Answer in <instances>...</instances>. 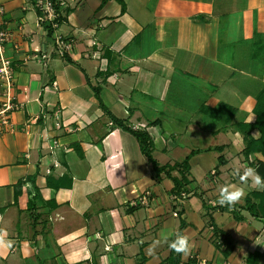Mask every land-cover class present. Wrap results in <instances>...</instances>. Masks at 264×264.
<instances>
[{
  "label": "crops",
  "instance_id": "crops-1",
  "mask_svg": "<svg viewBox=\"0 0 264 264\" xmlns=\"http://www.w3.org/2000/svg\"><path fill=\"white\" fill-rule=\"evenodd\" d=\"M64 1L51 29L35 0H1L19 107L0 118V264H167L180 228V264H264V218L245 206L264 188L242 175L264 162L245 153L264 131L250 128L264 0ZM111 116L150 136L159 166L193 153L179 194ZM232 187L244 194L219 204Z\"/></svg>",
  "mask_w": 264,
  "mask_h": 264
},
{
  "label": "trees",
  "instance_id": "trees-1",
  "mask_svg": "<svg viewBox=\"0 0 264 264\" xmlns=\"http://www.w3.org/2000/svg\"><path fill=\"white\" fill-rule=\"evenodd\" d=\"M104 1H106V0H104ZM256 35L262 36L260 34H256ZM255 51H257L256 53H260L259 50H255ZM261 53H262L261 61H262V63H264V48L262 49ZM255 57H258V56H255ZM93 89H94V92H95L97 99L100 102V106L104 109V111H106L110 115V113L108 112V110L105 108V106L103 105V103L101 101L99 89L98 88H93ZM256 113H257L258 118H257V121L255 124L250 125L251 129L256 128V127H261L264 124V103H262V104L258 103L257 104ZM112 119L118 127L130 132L137 139V141L140 145V149H141L142 154L145 155L147 157L148 161L153 165V169H154L156 174L166 173L168 176L171 177V179L174 181V184H175V195L179 194L181 192V190L185 187V185L188 184L187 175H188L189 168H190L189 160H190L191 156L193 155V153L190 154L189 156H187L185 158V160L180 164L168 165V166H159L158 163L156 162V160L153 158V155H152L153 141L151 140L150 136L145 131H135V130L127 127L121 120H119L115 117H112ZM255 151L256 152L259 151V152L263 153V155H264V131H263V135L260 139L254 140L253 138H249L247 140V146L245 149V153L249 154V153H252ZM175 169H179L180 177H175V176L171 175V171H174ZM257 173L259 174V176L264 181V162L259 164V166L257 168ZM33 200H35V197L30 200V203H32ZM245 206H246L247 210L252 215H254L256 217L264 218V191L261 194L253 192L250 196H248L246 198ZM181 230L182 229L180 228L178 231V234H182ZM215 235H216V238L214 241L217 245H218V243L216 242V240L219 239L222 241L221 242L222 245H225L226 251L231 250V242H230V239L227 238V236H225L221 232H216ZM182 253L183 252H177V251L172 249V252H171V255H170V258H169L167 264H180ZM254 256L257 258V260L260 258L264 259V252L262 254H255Z\"/></svg>",
  "mask_w": 264,
  "mask_h": 264
},
{
  "label": "built area",
  "instance_id": "built-area-1",
  "mask_svg": "<svg viewBox=\"0 0 264 264\" xmlns=\"http://www.w3.org/2000/svg\"><path fill=\"white\" fill-rule=\"evenodd\" d=\"M35 6L38 10V20L41 24L51 29L58 28L63 16V10L66 7L64 0H35ZM4 13L5 9L0 0V18ZM9 38L10 35L0 28V82L3 87L2 95L4 98L0 107V118L4 125H8L11 112L19 107L16 103V97L12 93L14 87L12 64L11 61L4 56V46ZM55 42L60 47L61 55H63L64 49L70 46L61 37L55 38ZM144 199L145 197L140 198L141 201Z\"/></svg>",
  "mask_w": 264,
  "mask_h": 264
},
{
  "label": "clouds",
  "instance_id": "clouds-1",
  "mask_svg": "<svg viewBox=\"0 0 264 264\" xmlns=\"http://www.w3.org/2000/svg\"><path fill=\"white\" fill-rule=\"evenodd\" d=\"M234 172L237 175H240V169L236 168L234 169ZM243 176L250 177L253 179L254 183L258 185L259 187L264 188V181H262V178L259 176V174L251 167H245L243 169ZM243 190L238 187H232V188H222L220 191V195L218 197V203L221 205L225 204H231L234 201H236L238 198H240L243 195ZM166 239V237H165ZM156 243L158 241H154L153 245L149 247V252L153 250ZM170 247L177 251V252H187L189 250V242L188 238L182 234H178L176 238L170 242Z\"/></svg>",
  "mask_w": 264,
  "mask_h": 264
}]
</instances>
